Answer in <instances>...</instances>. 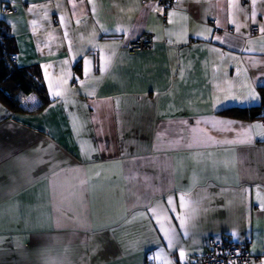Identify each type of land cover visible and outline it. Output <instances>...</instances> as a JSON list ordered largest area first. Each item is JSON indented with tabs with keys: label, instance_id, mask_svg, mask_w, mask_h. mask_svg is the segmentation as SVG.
<instances>
[{
	"label": "crops",
	"instance_id": "crops-1",
	"mask_svg": "<svg viewBox=\"0 0 264 264\" xmlns=\"http://www.w3.org/2000/svg\"><path fill=\"white\" fill-rule=\"evenodd\" d=\"M0 17L49 98L0 103V264H186L210 238L264 262V122L218 113L261 102L264 0H0Z\"/></svg>",
	"mask_w": 264,
	"mask_h": 264
},
{
	"label": "trees",
	"instance_id": "trees-1",
	"mask_svg": "<svg viewBox=\"0 0 264 264\" xmlns=\"http://www.w3.org/2000/svg\"><path fill=\"white\" fill-rule=\"evenodd\" d=\"M15 58L16 45L10 26L0 17V103L5 109L15 112H38L49 100L41 71L37 65L19 66ZM260 92L259 105L231 106L218 113L237 118L264 119V87ZM34 96L37 97L34 100L26 99Z\"/></svg>",
	"mask_w": 264,
	"mask_h": 264
},
{
	"label": "built area",
	"instance_id": "built-area-1",
	"mask_svg": "<svg viewBox=\"0 0 264 264\" xmlns=\"http://www.w3.org/2000/svg\"><path fill=\"white\" fill-rule=\"evenodd\" d=\"M163 10L173 6L174 0H151ZM3 9L8 12L11 5L8 3ZM210 22H213L211 19ZM151 45V41L144 37L133 39L127 46L129 52L144 49ZM264 122V119H263ZM248 243L232 242L224 238L208 239L206 249L200 253L190 254L186 259V264H238L249 262L251 253L248 251Z\"/></svg>",
	"mask_w": 264,
	"mask_h": 264
},
{
	"label": "snow or ice",
	"instance_id": "snow-or-ice-1",
	"mask_svg": "<svg viewBox=\"0 0 264 264\" xmlns=\"http://www.w3.org/2000/svg\"><path fill=\"white\" fill-rule=\"evenodd\" d=\"M83 2H84V0H81V3H83ZM88 2H89V3H92L93 0H88ZM254 2H255V0H253V3H254ZM73 7L75 8V5H73ZM93 10H94V8H93ZM29 11H30V12H31V11H34V9L30 8ZM255 15H256L255 12H253V13H252V16L255 17ZM61 22H62V23L64 22V17H61ZM233 22L235 23V21H233ZM255 22H256V21L253 20V23H255ZM33 23H35V22H33ZM77 23H80V21L77 20ZM105 31H107V30H105ZM117 31H122V29H117ZM209 31H210V30H209ZM237 31H239V27H237ZM260 31H261L262 33H264V26H261V27H260ZM65 35H67V34H65ZM205 38H207V37H205ZM215 38H216L217 40H220L221 43H223V39H222L221 37H215ZM249 50H250V49H249ZM90 64H91L90 61H88V60H85V61H84V65H85V66H84V72H85V75H86V76L89 74V71H90ZM106 67H107V61H106L105 65L101 68V70H102V71H103V70H106ZM257 79L261 80V81H262L261 86H264V77H258ZM59 94H60L59 92H54V93H53L54 96H58ZM228 99H231V100H239L240 97H238V96L227 97V96H226V97H225V100H228ZM244 99H245V100H250V101H256V100L259 99V96L255 93V91H252V92H250V93H249ZM213 124H214V125H221V126H223V128L220 129V130H231V129H230V125L232 124V122H231V121H214ZM250 128L264 129V125H253V126H250ZM260 135L264 136V131H262V132L260 133ZM207 138H208L209 140L212 139L211 137H207ZM168 203H169L170 206H172V210L174 211V210H175V207H174V205H173L172 200L170 199V200L168 201ZM180 206H181V207H184V206H185V205H184V197H181V203H180ZM151 211L153 212L154 215L156 214V210H155V209H151ZM176 219L180 220V227H181L182 229H185V231H186V222H185V220L182 219V218H180L179 216L176 217ZM158 222H159V221H158ZM166 222H167V221H166ZM161 230L164 232V236H165V238L168 240V247H170V248H175V247L177 246L176 243H175L177 237H176V235H175L174 229H173L172 227L165 228L164 225L161 224ZM185 255H186V253H185L183 250H180V251H179V257H180L181 259H183V258L185 257ZM169 264H171V262H169ZM262 264H264V262H262Z\"/></svg>",
	"mask_w": 264,
	"mask_h": 264
},
{
	"label": "rangeland",
	"instance_id": "rangeland-1",
	"mask_svg": "<svg viewBox=\"0 0 264 264\" xmlns=\"http://www.w3.org/2000/svg\"><path fill=\"white\" fill-rule=\"evenodd\" d=\"M129 51V50H128ZM133 52H135V51H133ZM133 52H130V53H133ZM208 242V241H207ZM206 246H207V243H206V245H205V248L204 249H206ZM263 254H264V252H263Z\"/></svg>",
	"mask_w": 264,
	"mask_h": 264
}]
</instances>
